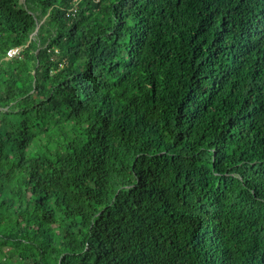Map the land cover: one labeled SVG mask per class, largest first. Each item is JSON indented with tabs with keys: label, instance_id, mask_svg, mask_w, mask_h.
Returning <instances> with one entry per match:
<instances>
[{
	"label": "trees",
	"instance_id": "16d2710c",
	"mask_svg": "<svg viewBox=\"0 0 264 264\" xmlns=\"http://www.w3.org/2000/svg\"><path fill=\"white\" fill-rule=\"evenodd\" d=\"M0 264H264V0H0Z\"/></svg>",
	"mask_w": 264,
	"mask_h": 264
},
{
	"label": "built area",
	"instance_id": "2783aa9c",
	"mask_svg": "<svg viewBox=\"0 0 264 264\" xmlns=\"http://www.w3.org/2000/svg\"><path fill=\"white\" fill-rule=\"evenodd\" d=\"M22 51V47L21 46H17V47H12L7 51V57L8 58H13L18 56Z\"/></svg>",
	"mask_w": 264,
	"mask_h": 264
},
{
	"label": "water",
	"instance_id": "95a60500",
	"mask_svg": "<svg viewBox=\"0 0 264 264\" xmlns=\"http://www.w3.org/2000/svg\"><path fill=\"white\" fill-rule=\"evenodd\" d=\"M38 27H39V26H38ZM38 27H37V28H38Z\"/></svg>",
	"mask_w": 264,
	"mask_h": 264
}]
</instances>
